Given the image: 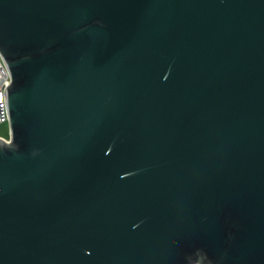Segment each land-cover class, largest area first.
I'll list each match as a JSON object with an SVG mask.
<instances>
[{
	"label": "water",
	"instance_id": "1",
	"mask_svg": "<svg viewBox=\"0 0 264 264\" xmlns=\"http://www.w3.org/2000/svg\"><path fill=\"white\" fill-rule=\"evenodd\" d=\"M0 264H264V0H0Z\"/></svg>",
	"mask_w": 264,
	"mask_h": 264
},
{
	"label": "built area",
	"instance_id": "2",
	"mask_svg": "<svg viewBox=\"0 0 264 264\" xmlns=\"http://www.w3.org/2000/svg\"><path fill=\"white\" fill-rule=\"evenodd\" d=\"M10 84V75L5 67L4 61L0 62V96L3 97V103L0 105V125L9 122L7 104H6V87ZM0 138L9 141L8 136L0 134Z\"/></svg>",
	"mask_w": 264,
	"mask_h": 264
},
{
	"label": "rangeland",
	"instance_id": "3",
	"mask_svg": "<svg viewBox=\"0 0 264 264\" xmlns=\"http://www.w3.org/2000/svg\"><path fill=\"white\" fill-rule=\"evenodd\" d=\"M0 134L8 136L9 135V124L4 123L0 125Z\"/></svg>",
	"mask_w": 264,
	"mask_h": 264
},
{
	"label": "snow or ice",
	"instance_id": "4",
	"mask_svg": "<svg viewBox=\"0 0 264 264\" xmlns=\"http://www.w3.org/2000/svg\"><path fill=\"white\" fill-rule=\"evenodd\" d=\"M2 61H3V56H0V62ZM2 103H3V97L0 96V105H2Z\"/></svg>",
	"mask_w": 264,
	"mask_h": 264
}]
</instances>
